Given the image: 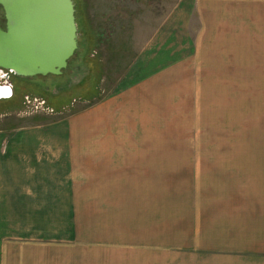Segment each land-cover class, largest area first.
<instances>
[{
    "label": "rangeland",
    "instance_id": "rangeland-1",
    "mask_svg": "<svg viewBox=\"0 0 264 264\" xmlns=\"http://www.w3.org/2000/svg\"><path fill=\"white\" fill-rule=\"evenodd\" d=\"M74 2L79 33L75 57L61 76H13V98L0 101V131L52 124L123 95L127 101L140 100L139 120L146 125L142 141L129 150L161 151L162 161L178 162L170 178L182 194L178 197L197 182L191 175L197 166L216 173L217 163L228 159L222 156L263 161L264 0ZM181 9L188 16L173 19L165 25L168 33L159 37L165 20ZM183 20L188 25L181 31ZM170 35L178 40L176 53L169 54L166 46L154 51V42L166 44ZM150 78V89L138 99L135 82L142 85ZM27 96L45 100L50 111L27 107ZM217 173L227 175L226 180L232 170ZM116 210L103 221L87 217L76 224H0V264H135L140 257L134 253L140 251L142 257L157 242L124 239L133 233L125 228L122 209ZM162 234L163 264L180 263L188 252L183 249L201 246L169 228ZM168 234L177 238H165ZM225 241L210 238L209 252Z\"/></svg>",
    "mask_w": 264,
    "mask_h": 264
},
{
    "label": "crops",
    "instance_id": "crops-1",
    "mask_svg": "<svg viewBox=\"0 0 264 264\" xmlns=\"http://www.w3.org/2000/svg\"><path fill=\"white\" fill-rule=\"evenodd\" d=\"M181 11L162 25L188 16V10ZM185 23L178 29L184 30ZM163 27L159 37L168 33ZM173 37L160 46L157 39L154 51L166 46L175 54L178 40ZM151 81L135 82L138 99ZM125 97L52 124L0 131V224L103 221L120 208L125 228L133 233L124 239L157 242L142 257L135 252L140 257L135 264H163L160 244L167 228L194 245L201 243L181 251H188L184 261L170 264H264V157L222 156L228 159L216 169L232 170L226 180L225 174L197 166L191 171L197 182L178 197V186L170 182L178 162L162 161L161 151L129 150L142 141L146 125L139 120L140 100ZM210 238L226 241L209 252Z\"/></svg>",
    "mask_w": 264,
    "mask_h": 264
},
{
    "label": "water",
    "instance_id": "water-1",
    "mask_svg": "<svg viewBox=\"0 0 264 264\" xmlns=\"http://www.w3.org/2000/svg\"><path fill=\"white\" fill-rule=\"evenodd\" d=\"M0 69L15 77L61 76L79 49L74 0H0ZM13 96L0 88V100Z\"/></svg>",
    "mask_w": 264,
    "mask_h": 264
},
{
    "label": "built area",
    "instance_id": "built-area-1",
    "mask_svg": "<svg viewBox=\"0 0 264 264\" xmlns=\"http://www.w3.org/2000/svg\"><path fill=\"white\" fill-rule=\"evenodd\" d=\"M0 88H11L12 90L14 89L9 75L5 72L0 70ZM25 105L27 107H32L35 110H43L45 112L50 111V108L47 105V102L45 100H33V98L27 96L25 97Z\"/></svg>",
    "mask_w": 264,
    "mask_h": 264
},
{
    "label": "flooded vegetation",
    "instance_id": "flooded-vegetation-1",
    "mask_svg": "<svg viewBox=\"0 0 264 264\" xmlns=\"http://www.w3.org/2000/svg\"><path fill=\"white\" fill-rule=\"evenodd\" d=\"M0 28H6L5 14L2 7H0Z\"/></svg>",
    "mask_w": 264,
    "mask_h": 264
},
{
    "label": "trees",
    "instance_id": "trees-1",
    "mask_svg": "<svg viewBox=\"0 0 264 264\" xmlns=\"http://www.w3.org/2000/svg\"><path fill=\"white\" fill-rule=\"evenodd\" d=\"M72 61V60H71Z\"/></svg>",
    "mask_w": 264,
    "mask_h": 264
}]
</instances>
